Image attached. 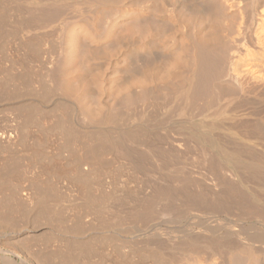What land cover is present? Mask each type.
I'll return each instance as SVG.
<instances>
[{"label": "bare ground", "instance_id": "1", "mask_svg": "<svg viewBox=\"0 0 264 264\" xmlns=\"http://www.w3.org/2000/svg\"><path fill=\"white\" fill-rule=\"evenodd\" d=\"M7 4L22 33L66 40L72 57L50 72L84 117L75 145L84 127L106 136L74 147L83 214L0 197V264H264V0H0V13ZM114 61L113 78L98 73ZM95 88L119 119L84 107ZM114 151L128 170L111 167ZM37 209L59 220L43 231Z\"/></svg>", "mask_w": 264, "mask_h": 264}, {"label": "rangeland", "instance_id": "2", "mask_svg": "<svg viewBox=\"0 0 264 264\" xmlns=\"http://www.w3.org/2000/svg\"><path fill=\"white\" fill-rule=\"evenodd\" d=\"M7 5H9L11 10L6 9L4 12L0 13V181L2 182L3 188L0 191V197L12 195L14 202H11L13 205L18 203L20 199L23 198V195L27 193L29 194L30 201L27 199L28 202L26 203V206L28 205V207H30L34 205L36 207L38 204L37 202H43L45 200L46 202L41 203L43 204L42 206L41 204H38L39 206H37L39 208L42 207L43 209H47L50 204V209H56L54 207L59 206L58 208L62 209H60L62 211L61 214L63 215V212L65 213L63 216L74 218L76 214H83L84 211H81L84 210L83 208H85V206H83V204L86 203V199L84 198L87 197L86 194L88 195V191H82L86 186L82 188L78 186L77 183H74L75 180L72 176L75 161V148H78L79 152L81 150L85 152L88 149L86 147H89L88 144L91 146L94 144L97 145L95 139H97L98 134L101 136L98 137L101 140L97 139L98 143L102 140L105 141L106 135L104 136V134H101L96 130L95 133H98H96L97 136L94 134L95 136L93 138V135H90L91 138L89 136L90 133H87L89 131L84 127V129L80 130L82 133H79L81 134L79 135V146L77 147L75 145L73 139L75 134L74 129H76L75 118L79 117L77 118L79 119L78 122H81L80 124H82L83 119L81 120V118L84 117L81 114H77L76 108L74 110L72 95H64L56 89L50 72L53 68L59 70V67H64L62 64L64 63V60L68 62L70 61L72 56H66V58L65 55L67 54L64 52L68 47L66 45L65 49V44H67L65 42L66 40L64 38H61V40L57 39L55 37L57 36V32L56 34H53L54 32L51 33V31L45 32L46 35L44 36H37L35 31H32L29 35L22 33L18 29L19 23L23 21V19H20L22 16L18 12L14 13L15 9L12 5ZM115 16H117V14ZM115 16L112 17V15L109 16L108 14V17L114 18ZM102 17L103 16L100 15L101 19L106 18V16ZM129 21L131 22V20ZM59 32L60 31H58V34H60ZM61 41L65 42L64 46ZM82 46L76 47L78 50L75 49V51H80L79 53L81 55L85 53H82L80 49H82L83 52L86 51V48L83 47V49ZM63 48L64 51H62ZM110 50L112 51L113 48ZM62 52H64V54ZM75 53L76 52H74V54ZM79 53L77 54L79 55ZM77 54H75L74 57H77ZM78 57L76 59H81V57L83 58V55L79 58ZM61 58L64 59L63 62ZM68 62L66 63L68 64ZM113 63L112 66L117 65L116 61ZM112 66H108L112 70L104 66L103 68L105 69L102 68L103 70L97 71L98 73H102L106 70V72L108 71L107 73L110 74V77V72L112 71V75H114V71L116 70V67ZM111 78L113 77L111 76ZM93 86L94 82L91 87ZM90 91L92 92V89ZM91 92L87 95L92 94V98L85 95V97H82L81 99V103H84L83 105H85L84 107H86V104L88 103L86 109L91 106L93 111L91 112L94 113L95 116H99V118L102 114L101 112H104L105 107V111H112V116L113 114L117 115L116 111L118 108H115L114 106L112 109V105H115L116 103H111L112 105H109V102L112 100L114 101L113 98L108 95L106 96L105 94L103 97L97 95V90L94 91V93ZM95 94L98 96V101L101 100L99 104L97 103ZM108 98L112 100L108 102L106 100ZM102 99L106 100L108 105L106 102H103L104 100L102 101ZM106 113L104 112L101 117L106 116ZM117 116L119 117V115ZM117 116L113 117L119 119ZM126 123H129V121ZM82 125H84V122ZM93 139L95 141H93ZM106 153L108 154V157L112 154V168H117L119 166L124 168V164H127V160L123 158V155H120L121 153H119V155L116 152V154ZM107 154H104V158L106 159L108 158L106 157ZM120 156L122 157V159H120L121 161L118 159L121 158ZM114 159L116 160L114 161ZM127 166L125 168L128 170L129 166ZM97 168L98 167L93 169L96 170ZM125 168L123 169L124 171L126 170ZM96 171V174L93 172L95 177H93L94 174L90 173L87 178L93 180L102 173L100 172L99 174V169ZM5 174H7V176H5ZM4 176L7 178L5 184L3 180L5 179ZM75 184L80 188H77ZM88 187H86L85 190H88ZM78 189L80 190L79 192ZM44 191L45 193L48 192L46 193L47 195L45 194L43 197L42 194ZM77 195L80 196L78 199ZM33 196L35 198H33ZM14 197L19 201L15 200ZM25 199H22L23 201L21 202L23 203L20 202V204L25 205L24 201H27ZM44 203L49 206L47 207ZM44 205L47 208H44ZM77 210L81 213H77ZM38 212V214L36 213V215H34V218H32V215L30 216H32L31 218L34 222L39 218L37 215L40 216L41 222H39V218L37 220L38 222L36 221V226L42 224L39 228L43 231L47 228L48 223L49 225L50 223L52 224L51 220L53 218L56 220L53 219V224H56L57 220H59L57 219V215H54V217H51L52 219L49 217L50 221L47 222L48 215L51 216L52 214H49L44 210L42 211L41 209H39ZM41 212L43 214L45 213L46 219H44L45 215L44 217H41ZM35 217H37V219ZM28 219L30 221L32 220L30 218ZM44 222H46V226L43 224Z\"/></svg>", "mask_w": 264, "mask_h": 264}]
</instances>
